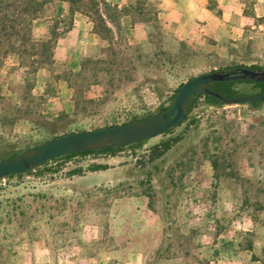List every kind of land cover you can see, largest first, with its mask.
<instances>
[{
	"label": "rangeland",
	"instance_id": "374dc122",
	"mask_svg": "<svg viewBox=\"0 0 264 264\" xmlns=\"http://www.w3.org/2000/svg\"><path fill=\"white\" fill-rule=\"evenodd\" d=\"M104 1L85 0L71 15L65 1L48 5L72 23L35 72L0 56V158L156 113L192 76L264 68V0H242L252 18L226 46L163 25L155 0ZM233 87L258 92L246 81ZM0 264H264V100L215 106L199 97L180 124L139 146L0 178Z\"/></svg>",
	"mask_w": 264,
	"mask_h": 264
},
{
	"label": "water",
	"instance_id": "95a60500",
	"mask_svg": "<svg viewBox=\"0 0 264 264\" xmlns=\"http://www.w3.org/2000/svg\"><path fill=\"white\" fill-rule=\"evenodd\" d=\"M241 79L264 82V68L234 67L192 76L174 90L164 111L120 124L64 133L28 146L13 155L0 158V178L26 172L58 155L125 145L161 134L181 123L186 115L184 104L196 93L213 94L226 105L248 103L255 106L264 100V90L252 95L224 97L208 88V84L213 81Z\"/></svg>",
	"mask_w": 264,
	"mask_h": 264
},
{
	"label": "trees",
	"instance_id": "16d2710c",
	"mask_svg": "<svg viewBox=\"0 0 264 264\" xmlns=\"http://www.w3.org/2000/svg\"><path fill=\"white\" fill-rule=\"evenodd\" d=\"M55 1H65L67 3V9L71 15L75 11H80V3L84 2L85 0H0V56L2 54L12 53L20 65L29 67L32 72H35L43 64L51 62L52 51L57 38L72 23L71 18L67 24H64L63 20H61L57 15H50L48 13V5ZM101 3L108 7L104 0H101ZM98 18L103 20L101 14H98ZM38 25L42 26L43 32L37 35L34 31ZM235 67L263 68L262 66L255 64H238ZM232 68L234 67H228L226 69ZM235 81L250 82L253 86L258 88V92L264 90V82H252L249 79L213 81L208 84V88L224 97L244 95L239 93L233 87V83ZM199 97H202L203 100L210 105L219 106L223 104L220 99L213 94L196 93L192 97L188 98L184 104L186 114L192 110V108L195 106L197 98ZM260 102H258V104ZM166 107L167 106L161 108L160 111H164ZM135 118L139 117H133L130 120ZM170 129L171 128L165 132L170 131ZM178 140L179 136H174L163 139L159 143L153 144L150 148L149 158L154 159L160 156ZM143 142L144 140L97 150L71 152L52 157L49 160L58 158L69 159L73 155L96 153L113 154L116 151L121 150V148L124 146H139ZM215 163L216 160H212L211 164L213 166H215ZM106 167L107 166L105 164H95L90 169H104ZM20 174L21 173L12 174L7 177L19 176Z\"/></svg>",
	"mask_w": 264,
	"mask_h": 264
},
{
	"label": "crops",
	"instance_id": "0c3cea01",
	"mask_svg": "<svg viewBox=\"0 0 264 264\" xmlns=\"http://www.w3.org/2000/svg\"><path fill=\"white\" fill-rule=\"evenodd\" d=\"M157 19L179 35L191 38L210 35L223 46L239 41L244 23L250 18L243 13L242 0H155ZM120 7L122 0H111ZM252 23V22H251ZM236 41V42H237ZM234 44V43H233Z\"/></svg>",
	"mask_w": 264,
	"mask_h": 264
}]
</instances>
